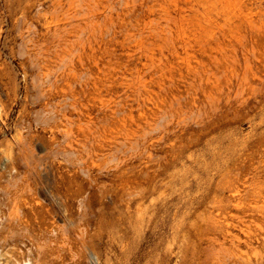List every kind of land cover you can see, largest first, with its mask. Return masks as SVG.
<instances>
[{
	"label": "rangeland",
	"instance_id": "rangeland-1",
	"mask_svg": "<svg viewBox=\"0 0 264 264\" xmlns=\"http://www.w3.org/2000/svg\"><path fill=\"white\" fill-rule=\"evenodd\" d=\"M0 264H264V0H0Z\"/></svg>",
	"mask_w": 264,
	"mask_h": 264
},
{
	"label": "bare ground",
	"instance_id": "bare-ground-1",
	"mask_svg": "<svg viewBox=\"0 0 264 264\" xmlns=\"http://www.w3.org/2000/svg\"><path fill=\"white\" fill-rule=\"evenodd\" d=\"M229 255V254H228ZM231 257V256H230ZM235 259V258H234Z\"/></svg>",
	"mask_w": 264,
	"mask_h": 264
}]
</instances>
